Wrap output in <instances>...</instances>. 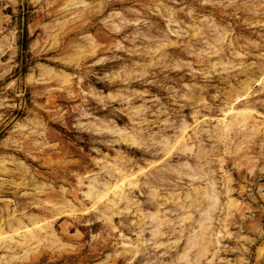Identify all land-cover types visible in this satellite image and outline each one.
I'll return each instance as SVG.
<instances>
[{
	"label": "rangeland",
	"instance_id": "rangeland-1",
	"mask_svg": "<svg viewBox=\"0 0 264 264\" xmlns=\"http://www.w3.org/2000/svg\"><path fill=\"white\" fill-rule=\"evenodd\" d=\"M0 264H264V0H0Z\"/></svg>",
	"mask_w": 264,
	"mask_h": 264
}]
</instances>
